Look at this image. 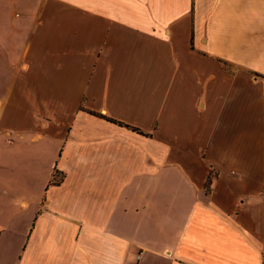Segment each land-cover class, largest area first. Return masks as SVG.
<instances>
[{
  "label": "crops",
  "instance_id": "crops-1",
  "mask_svg": "<svg viewBox=\"0 0 264 264\" xmlns=\"http://www.w3.org/2000/svg\"><path fill=\"white\" fill-rule=\"evenodd\" d=\"M0 264H264V0H0Z\"/></svg>",
  "mask_w": 264,
  "mask_h": 264
},
{
  "label": "trees",
  "instance_id": "trees-1",
  "mask_svg": "<svg viewBox=\"0 0 264 264\" xmlns=\"http://www.w3.org/2000/svg\"><path fill=\"white\" fill-rule=\"evenodd\" d=\"M210 178H211L210 171H208V173H207V177H206V180H205V186L208 185V183H209V181H210Z\"/></svg>",
  "mask_w": 264,
  "mask_h": 264
},
{
  "label": "built area",
  "instance_id": "built-area-1",
  "mask_svg": "<svg viewBox=\"0 0 264 264\" xmlns=\"http://www.w3.org/2000/svg\"><path fill=\"white\" fill-rule=\"evenodd\" d=\"M138 256H139V252H137V253H136V256H135V257H136V259L138 258Z\"/></svg>",
  "mask_w": 264,
  "mask_h": 264
},
{
  "label": "rangeland",
  "instance_id": "rangeland-1",
  "mask_svg": "<svg viewBox=\"0 0 264 264\" xmlns=\"http://www.w3.org/2000/svg\"><path fill=\"white\" fill-rule=\"evenodd\" d=\"M210 171V175L212 176V174H213V170H209Z\"/></svg>",
  "mask_w": 264,
  "mask_h": 264
}]
</instances>
